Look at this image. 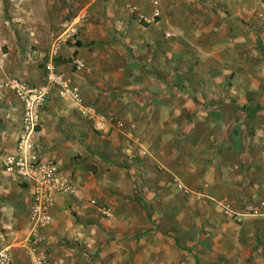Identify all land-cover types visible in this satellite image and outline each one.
Returning <instances> with one entry per match:
<instances>
[{
  "label": "crops",
  "instance_id": "0c3cea01",
  "mask_svg": "<svg viewBox=\"0 0 264 264\" xmlns=\"http://www.w3.org/2000/svg\"><path fill=\"white\" fill-rule=\"evenodd\" d=\"M105 1L108 2L92 0L85 7L82 12L88 15L84 20L86 32L80 33L78 41H72L71 45H60L61 61L55 65L80 90L83 104L108 117L116 116L133 128L124 132L113 128L97 132L75 105L61 98L59 90H54L32 131L23 118L20 98L13 90L0 86V246L10 248L11 264H31L35 258L28 246L33 232L31 191L3 167L8 156L18 154L20 137L26 143L41 146L43 158L56 162L61 175L70 179L80 192L77 197L58 196L51 210L52 224L37 233L49 264H181V251L165 252L162 235L150 231L151 223L142 199L154 195L155 186L144 187L143 191L135 189L126 169L132 151L136 150L128 147L133 137L143 141L151 137L158 142L150 157L144 158L146 162L167 161L170 171L175 173L186 169V180L195 192L199 190L212 200H226L237 215L241 216L239 198L264 202V104L262 108H251L256 119L253 123L237 121L243 111L239 106L206 104L213 98L228 96L220 85L210 82L216 81V74L246 69H240L241 58L238 60L235 53L245 50V57L250 60L254 47L264 51V0H210L217 5L214 10L207 9L201 3L203 0H188L184 8L189 9L184 11L176 6L179 0H117L109 4ZM155 1L157 5L153 4ZM169 2L172 10L176 8L173 12ZM131 6H137L149 19L159 14L157 24L142 29L128 9ZM199 15L212 24L217 20L208 34H221L224 40L217 41L218 44L233 55L218 54L222 55V61L219 56L216 64L207 66L212 68L213 79L207 68L204 77L206 87H211L213 93L201 92L195 96L176 87L177 57L184 46L177 48L174 41L166 40L164 33L173 29L170 18L188 22ZM177 24L184 26L178 21ZM77 42L82 45L78 46ZM258 59L260 68L256 67V60L252 66L256 75L261 74L249 79L246 88L254 89L255 96L264 99V57ZM76 63H81L83 69ZM45 74V70L44 76L36 70L25 72L22 78L41 86ZM221 77L223 82L226 75ZM196 97L203 100L202 104L196 102ZM192 113L194 127L191 128L185 121L186 114ZM176 114L185 116L178 118ZM166 117L168 120H164ZM181 130L188 140L184 152L177 151L175 142ZM203 160L210 170H203ZM202 210L207 232L213 228L216 234L227 232L221 226H229L225 250L218 249L214 255H233L237 240L231 235H235L238 227L217 214L210 200L205 201ZM245 222L246 233L258 232L254 235L258 250L253 254V262L264 264V250L261 252L264 222L250 218ZM200 226L194 233L196 236L200 235L204 222ZM17 227L21 228L16 230ZM185 233L186 240L193 236ZM258 235L262 246H256ZM170 238L178 243L175 237L170 235ZM240 241L244 242L240 245L241 257L248 258L249 242ZM184 253L185 261L191 264L195 257L190 251ZM42 254L37 252L38 257Z\"/></svg>",
  "mask_w": 264,
  "mask_h": 264
},
{
  "label": "rangeland",
  "instance_id": "374dc122",
  "mask_svg": "<svg viewBox=\"0 0 264 264\" xmlns=\"http://www.w3.org/2000/svg\"><path fill=\"white\" fill-rule=\"evenodd\" d=\"M91 1L92 0H0L1 88L11 90L7 87V84L13 80H19L30 86H34L30 84L33 82H30L29 78L27 80L22 78L25 72L32 73V71L37 70L38 72L40 70L43 72L44 76L45 66L50 59H57L60 57V45H71L72 41H78L80 33L84 34V32H86L84 20L88 18V15L86 13L84 14L82 11ZM107 1L108 2L105 1L106 4L117 3V0ZM186 1L188 0H179L176 6L178 5V8L180 7L179 9L182 11L187 10L189 9L188 7L184 8V3ZM172 2H174V0H172ZM172 2H169L171 12L176 10V8L172 10ZM201 3L205 5L207 9H217V5L210 0H203ZM104 7H106V5H104ZM128 9L132 13L131 8ZM106 10L108 11L109 8ZM219 10L220 9H218V11ZM171 12L170 14H172ZM133 16L142 29H148L157 24H147L140 21L136 13L133 14ZM169 21L171 24L173 23V29L167 32L165 31L164 37L166 40L169 39L174 41L177 48H181V45L184 46V51H180L181 53L178 54L177 57V89L191 91L195 96L199 95L201 92H207L209 95L212 94L214 90L211 87H206V82L204 80L206 68L210 69L209 77L213 79L212 68L208 67L211 64H216L217 61H219V56L222 61V55L218 54H223L224 52L225 56L233 55L231 50H223L222 46L218 44V42L223 43L222 40H224L221 34L220 36L217 35L218 33L208 34V30L216 26L217 20L212 24L199 15L197 18L189 19L188 22L183 18H170ZM177 21L184 24V26L178 25ZM227 39L228 38L225 40ZM245 52L247 53L245 50L240 51V54L235 53V55L238 60L241 58L240 69L246 68V72H243L245 70L241 72H239L240 70L237 72L223 71L221 74H216L219 80L210 81L213 82L215 86L217 84L220 85V89H223V92L228 96L226 98H213L210 102L204 103H209L210 105L213 103L214 105L219 102L223 104V106H239L243 111L242 114L240 113L241 117H239L237 121L242 123L249 121V123H253L256 122V119L251 108L253 106L262 108L264 104L262 101L264 99H262L261 96L260 98L259 96L256 97V91L246 87H248L249 79H256L261 74L258 73L256 75L252 65L253 61L256 60V67L260 68L258 58L261 59V57H264V51H260L254 47L253 54H249L250 60L245 57ZM79 69H83V66ZM14 71L16 72L15 75ZM9 72L12 73L11 76L8 75ZM221 75H226L223 82L220 81V78H222ZM43 81L42 85L45 84V79ZM197 98L198 97H196V102L202 104L203 100L198 101L199 99ZM111 116L113 119L123 124L121 128L123 132L127 128H133L129 127L127 123L116 116ZM184 116L185 115L182 114H176L178 118H183ZM186 116L188 118L187 121H185L186 125L191 128L194 127V125H191L194 122V114H186ZM164 120H168V118L166 117ZM187 141L184 131H178L175 137L178 152H184L188 148ZM129 142L128 147L136 150L132 151L130 161L126 164V169L130 179L134 183L135 189L143 191V188L147 186L154 185L157 187H153V190L155 189V194L151 195L150 198L142 199V202L145 206L144 210L147 213L146 217L149 218L151 223L150 231L162 235V242H164L162 248L165 252L171 253L174 249L181 251V264H188L187 261H185V256H183L185 251H190L196 259H194L191 264H199V262H205L207 264H254L252 259L253 254L258 250V248L255 247L254 235L258 232L255 230L253 234L251 231L250 234L252 235H250L249 232L246 233L245 221L250 218L264 222V202L252 203L245 198H239L238 202H241V216L237 215L226 200H212L207 198L206 195L201 194L199 190L195 192L189 180H186V169H182L178 173H175L170 171V168L167 166V161L165 163H157L154 160L146 162L144 158L150 157V153L152 154V152L155 151V146L158 143L155 142V139L149 137V140L143 141L140 137H133ZM198 164L200 163L198 162L197 165ZM205 164V160H203V170H210V165ZM4 170L7 171L5 167ZM206 200H210L214 203L218 210L217 214L220 213L226 219H229V221L234 222L238 227L235 235H231V237L237 240V243L233 244V255L229 257L223 254L220 256L214 255L218 249L225 250L226 236L229 234L227 232L230 231L229 226H221L222 229H227V232L222 230L221 233L216 234V232H213L214 228H211L212 231L207 232L208 227L205 226L206 218L204 216V210L201 211V207ZM253 207H257L258 214L254 213L255 210L252 209ZM154 216L155 218L153 219ZM203 222L204 226H202L200 235L196 236L194 233L198 232V228L201 227L200 223ZM20 228L21 227H17L16 230ZM186 231L193 234L188 240L185 239ZM170 235L175 237L178 243H175V240L170 238ZM262 236H264V233ZM163 237H166L167 242ZM242 239H247L249 242L248 258H243L244 256L241 257L240 245H244V242L240 241ZM42 242L40 238V242L38 243L40 248H37L35 253H33L35 258L32 260L31 264L37 262L39 258L37 252L44 254L46 264L50 263L49 257H47L45 251L41 248ZM256 242V246L263 245L259 235L258 241ZM28 246L30 251H34L35 248L29 241ZM231 247V244L228 245L229 250L232 249ZM263 250L264 248L261 252H263ZM0 252L8 259V264H11L10 248L0 246ZM244 254H246V251ZM187 258L189 259V253Z\"/></svg>",
  "mask_w": 264,
  "mask_h": 264
},
{
  "label": "built area",
  "instance_id": "2783aa9c",
  "mask_svg": "<svg viewBox=\"0 0 264 264\" xmlns=\"http://www.w3.org/2000/svg\"><path fill=\"white\" fill-rule=\"evenodd\" d=\"M158 4V1L153 3ZM133 14L140 18V21L152 24L157 23L159 14L152 19L142 15L137 6H131ZM82 67L81 63H76ZM45 84L42 86H30L25 82L13 80L7 87L13 90L22 102L24 109L23 118L27 128L32 131L39 123V113L49 100L54 90L60 91L61 98L69 100L76 106L81 116L87 120L97 132H107L110 129L121 130L123 124L120 121L101 114L95 107L83 104L80 90L71 85L64 73L59 72L54 59L45 66ZM19 152L15 156H8L4 160L5 169L17 177L31 191L32 202L30 207L31 222L33 224L32 236L29 242L34 246V253L37 250L40 237L38 231L52 224V207L58 196L77 197L80 192L78 187L70 180L65 179L54 161L43 158V148L32 145L20 137ZM258 214L257 207L252 208ZM107 214V213H105ZM2 252V251H1ZM0 252V264H8V259ZM44 254L38 258L35 264H46Z\"/></svg>",
  "mask_w": 264,
  "mask_h": 264
},
{
  "label": "trees",
  "instance_id": "16d2710c",
  "mask_svg": "<svg viewBox=\"0 0 264 264\" xmlns=\"http://www.w3.org/2000/svg\"><path fill=\"white\" fill-rule=\"evenodd\" d=\"M78 46H81L82 45V43L81 42H77L76 43ZM60 61H61V59L60 58H57V59H54V62H55V64L57 65V64H59L60 63ZM64 62H68V61H64Z\"/></svg>",
  "mask_w": 264,
  "mask_h": 264
}]
</instances>
